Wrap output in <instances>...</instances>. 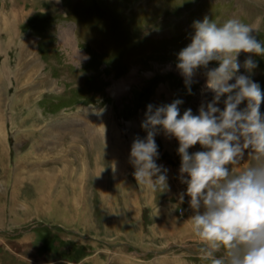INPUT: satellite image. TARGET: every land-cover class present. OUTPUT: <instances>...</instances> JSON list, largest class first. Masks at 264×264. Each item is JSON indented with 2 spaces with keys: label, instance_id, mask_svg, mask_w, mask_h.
I'll return each instance as SVG.
<instances>
[{
  "label": "rangeland",
  "instance_id": "rangeland-1",
  "mask_svg": "<svg viewBox=\"0 0 264 264\" xmlns=\"http://www.w3.org/2000/svg\"><path fill=\"white\" fill-rule=\"evenodd\" d=\"M127 1L0 0V264H211L191 230L178 141L162 130L155 136L156 163L167 169L168 188L160 192L138 185L131 145L147 136L141 123L149 104L180 99L181 115L189 108L198 115L212 102L214 93L202 86L219 62L197 69L188 85L177 68L194 22L238 19L257 29L252 35L264 47V0H139L138 25L156 36L144 44L133 39L138 25L118 19ZM100 25L110 40L84 37ZM183 33L189 38L179 50L173 41ZM237 59V75L264 94V55L240 52ZM247 59L256 65L250 72ZM124 78L127 89L113 95L110 87ZM226 98L215 105L221 111ZM205 150L197 143L187 151ZM254 162L245 149L229 168L238 173Z\"/></svg>",
  "mask_w": 264,
  "mask_h": 264
},
{
  "label": "clouds",
  "instance_id": "clouds-1",
  "mask_svg": "<svg viewBox=\"0 0 264 264\" xmlns=\"http://www.w3.org/2000/svg\"><path fill=\"white\" fill-rule=\"evenodd\" d=\"M194 29L191 43L177 54V68L188 85L197 69L219 62L205 73L213 100L202 105L198 115L190 108L181 115L180 99L158 107L149 104L141 123L147 136L136 137L131 145L133 175L138 185L166 190L167 169L156 163L155 136L162 130L174 137L179 143L181 180L195 213L190 217L191 230L201 241L203 258L211 264H264V115L260 112L264 94L249 76L237 75L239 53L264 55V47L252 35L257 29L238 19L218 25L204 18L194 22ZM244 67L250 72L256 65L247 59ZM224 95L221 111L215 105ZM243 101L247 105L239 110ZM197 143L207 150L190 155L187 150ZM245 149H251L255 162L231 172L229 165H239ZM217 253L223 255L217 258Z\"/></svg>",
  "mask_w": 264,
  "mask_h": 264
},
{
  "label": "bare ground",
  "instance_id": "bare-ground-1",
  "mask_svg": "<svg viewBox=\"0 0 264 264\" xmlns=\"http://www.w3.org/2000/svg\"><path fill=\"white\" fill-rule=\"evenodd\" d=\"M8 22V21H7ZM10 23V22H9ZM9 23H8V25H9ZM62 43H63V45L65 46V47H67V48H69L70 49V51L72 52V50H74L75 48L73 47L74 45V43H73V41L70 39V36H64L63 38H62ZM69 54H71V56H76V55H78L79 53L77 52V53H70L69 52ZM128 78V77H127ZM127 78H124V79H121V80H118V82H116V83H114L111 87H110V92L113 94V95H117L119 92H121V91H125L126 89H127V85H128V80H127ZM205 79H204V84H203V86H202V92L204 91V92H206V91H209L207 88H206V79H207V77L205 76L204 77ZM95 127V126H94ZM72 135V134H71ZM90 138H92V137H90ZM103 140H105V139H103ZM103 142H105V141H103ZM93 146V145H92ZM91 148V147H90ZM92 153V152H91ZM94 154V153H93ZM95 155V154H94ZM93 164V163H92ZM19 166V165H18ZM16 170V169H15ZM20 170V169H19ZM95 172H97L96 170H95ZM17 173L18 172H16V176H17ZM97 173H99V172H97ZM15 176V179H17V177ZM21 176H18V178H20ZM14 179V180H15ZM37 207H39V205H37ZM39 211V210H38ZM38 211H37V213H38ZM46 218H48V217H46ZM64 220V219H63ZM64 223H68V221L67 220H65L64 221Z\"/></svg>",
  "mask_w": 264,
  "mask_h": 264
},
{
  "label": "crops",
  "instance_id": "crops-1",
  "mask_svg": "<svg viewBox=\"0 0 264 264\" xmlns=\"http://www.w3.org/2000/svg\"><path fill=\"white\" fill-rule=\"evenodd\" d=\"M128 198H130V197H128ZM124 208L128 209V208H131V207H129V206L127 207V204H124ZM128 211H129V209H128ZM131 212L135 214L134 210H131L129 213H131ZM188 224H190V223H188ZM180 237H182V236H180Z\"/></svg>",
  "mask_w": 264,
  "mask_h": 264
}]
</instances>
